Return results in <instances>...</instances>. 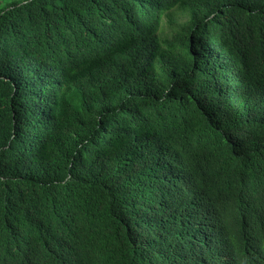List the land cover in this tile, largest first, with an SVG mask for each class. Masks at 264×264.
Here are the masks:
<instances>
[{
    "label": "trees",
    "instance_id": "16d2710c",
    "mask_svg": "<svg viewBox=\"0 0 264 264\" xmlns=\"http://www.w3.org/2000/svg\"><path fill=\"white\" fill-rule=\"evenodd\" d=\"M0 264H264V0H0Z\"/></svg>",
    "mask_w": 264,
    "mask_h": 264
},
{
    "label": "rangeland",
    "instance_id": "374dc122",
    "mask_svg": "<svg viewBox=\"0 0 264 264\" xmlns=\"http://www.w3.org/2000/svg\"><path fill=\"white\" fill-rule=\"evenodd\" d=\"M186 21H187V17H181V18H178L176 21L173 22L175 24H171V23L167 22L166 26H165V29H166L165 34L166 35H171V33L174 30H177L178 27L183 25Z\"/></svg>",
    "mask_w": 264,
    "mask_h": 264
}]
</instances>
